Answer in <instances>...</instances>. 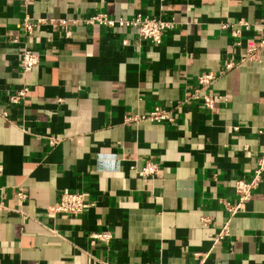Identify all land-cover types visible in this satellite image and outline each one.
Returning <instances> with one entry per match:
<instances>
[{
    "label": "crops",
    "instance_id": "obj_1",
    "mask_svg": "<svg viewBox=\"0 0 264 264\" xmlns=\"http://www.w3.org/2000/svg\"><path fill=\"white\" fill-rule=\"evenodd\" d=\"M96 14L171 28L154 43L85 21ZM262 22L261 0H0V264H264V171L244 206L225 210L234 181L264 164V46L245 53ZM23 48L39 57L25 72ZM202 72L214 74L212 108L191 96ZM154 106L172 120H125ZM148 160L157 173L137 176ZM62 189L88 206L47 216ZM101 231L109 240L90 242Z\"/></svg>",
    "mask_w": 264,
    "mask_h": 264
},
{
    "label": "built area",
    "instance_id": "obj_2",
    "mask_svg": "<svg viewBox=\"0 0 264 264\" xmlns=\"http://www.w3.org/2000/svg\"><path fill=\"white\" fill-rule=\"evenodd\" d=\"M163 2L164 0H158ZM261 5L264 9V0H261ZM86 22L96 21L100 24L112 25L116 23L119 26H124L130 28L134 33L143 39L150 40L154 43L160 42L163 32L171 28V21L164 20L161 18H156L154 16H140L139 14L130 16V17H118L115 19L105 18L102 14H96L90 16L85 20ZM22 29L26 33H31L33 23L25 15L22 23ZM225 27L226 25H221ZM240 27H247L245 21L239 20L235 24L230 25V35L233 37L238 36ZM262 30L264 31V22L261 23ZM124 43V40L122 41ZM264 46V35L260 38L256 45H251L246 48L245 53L248 59L255 60L259 50ZM39 61L38 54L32 50L23 48L20 50L18 55V66L21 71L25 72L32 67H34ZM233 63L230 60H225L223 62L224 69L231 68ZM214 74L212 72H202L196 76V88L193 90L191 96L197 100L203 107L212 108L215 102L220 100V97L217 94H213L209 91H206L208 86L213 82ZM28 92V87L24 84L20 88L13 90L6 95V101L10 104H16L18 101L23 99ZM127 122L136 121V120H147L152 122H162V121H171L172 117L159 106H154L146 114H141L139 116H133L125 118ZM50 143H54L55 139H50ZM158 171V164L152 161H145L141 167L135 171V174L140 177L154 176ZM264 171V164L259 162L256 167L253 169L251 176L248 179H236L233 185V192L235 195V201L233 203H226L225 210L228 214L232 215L237 210L241 209L244 204L249 200L252 190H254L259 181L260 175ZM1 172V165H0ZM18 201H22L26 194L23 191H17L15 193ZM88 201L84 199L83 193L77 191H69L67 189H62L59 192L57 200L46 209V215L52 217L56 213H68L71 215H76L81 213L87 206ZM1 207V204H0ZM209 221L207 217H200V222L206 224ZM228 234V226L226 222L220 226L217 234L213 237V241L222 238ZM92 239L107 242L110 238L108 231L95 232L89 235ZM197 255V254H195ZM199 264V263H198Z\"/></svg>",
    "mask_w": 264,
    "mask_h": 264
}]
</instances>
